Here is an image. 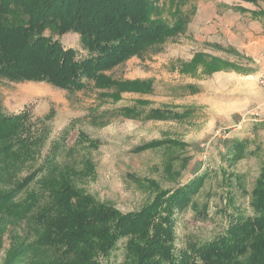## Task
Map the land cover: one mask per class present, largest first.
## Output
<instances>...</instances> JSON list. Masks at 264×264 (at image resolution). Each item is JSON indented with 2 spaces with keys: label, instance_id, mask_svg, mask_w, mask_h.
I'll list each match as a JSON object with an SVG mask.
<instances>
[{
  "label": "rangeland",
  "instance_id": "rangeland-1",
  "mask_svg": "<svg viewBox=\"0 0 264 264\" xmlns=\"http://www.w3.org/2000/svg\"><path fill=\"white\" fill-rule=\"evenodd\" d=\"M155 3L154 17L170 21L177 12L187 16L184 31L107 72L117 80H152V94L123 92L113 101L91 87L70 93L45 83L0 77V111H26L31 122L51 113L43 153L54 143L61 165L82 168L85 159L90 160L94 174L76 180L77 187L123 213L140 210L160 189L170 191L201 176L189 205L174 215L175 248L181 250L189 240L206 241L220 233L226 226L225 213L251 215L250 191L264 165V88L259 85L264 77V2ZM45 35L56 38L48 31ZM59 40L78 56L84 54L76 34ZM248 51L259 54L254 57ZM211 66L218 69L206 74ZM138 101L146 102V110L187 113L164 121L125 119L113 113ZM79 133L94 145L88 146ZM150 141L163 144L133 152ZM25 175L24 169L18 177ZM1 190L7 191L0 184ZM195 202L198 212L191 209ZM6 229L0 264H9L13 250L19 251L16 242H28L24 223ZM123 242L111 260L123 259ZM28 263L23 256L11 261Z\"/></svg>",
  "mask_w": 264,
  "mask_h": 264
},
{
  "label": "trees",
  "instance_id": "trees-1",
  "mask_svg": "<svg viewBox=\"0 0 264 264\" xmlns=\"http://www.w3.org/2000/svg\"><path fill=\"white\" fill-rule=\"evenodd\" d=\"M156 9L155 0H0V77L70 93L91 87L113 101L123 92L152 94V80H117L107 72L184 31L187 16L177 12L168 21L154 17ZM68 33L78 36L82 56L61 44L59 38ZM137 103L113 113L146 121L187 113L146 110V102ZM49 116L31 122L26 111H0V184L7 189L0 191V241L8 226L20 223L28 235V242L14 244L19 251L13 250L11 261L23 256L28 264H264V165L250 191L251 215L225 213L220 233L206 241L189 240L177 250L174 215L189 205L201 176L170 191L160 189L140 210L123 213L77 187L76 180L94 174L90 160L82 168L61 165L54 143L43 153ZM162 144L150 141L133 152ZM24 169L27 175L18 177ZM191 209L198 212V204L191 203ZM122 240L123 259L111 260Z\"/></svg>",
  "mask_w": 264,
  "mask_h": 264
},
{
  "label": "built area",
  "instance_id": "built-area-1",
  "mask_svg": "<svg viewBox=\"0 0 264 264\" xmlns=\"http://www.w3.org/2000/svg\"><path fill=\"white\" fill-rule=\"evenodd\" d=\"M259 85L264 88V77L259 81Z\"/></svg>",
  "mask_w": 264,
  "mask_h": 264
},
{
  "label": "crops",
  "instance_id": "crops-1",
  "mask_svg": "<svg viewBox=\"0 0 264 264\" xmlns=\"http://www.w3.org/2000/svg\"><path fill=\"white\" fill-rule=\"evenodd\" d=\"M263 47V46H262ZM249 52V51H248ZM249 54H251L252 56H257L259 53H257L256 51H250Z\"/></svg>",
  "mask_w": 264,
  "mask_h": 264
}]
</instances>
